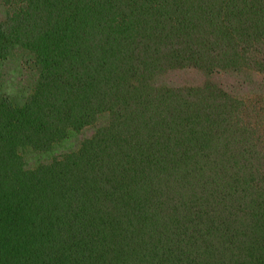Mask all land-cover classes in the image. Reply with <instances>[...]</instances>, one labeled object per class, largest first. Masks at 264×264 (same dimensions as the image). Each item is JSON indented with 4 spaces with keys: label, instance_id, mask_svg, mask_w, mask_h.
<instances>
[{
    "label": "trees",
    "instance_id": "trees-1",
    "mask_svg": "<svg viewBox=\"0 0 264 264\" xmlns=\"http://www.w3.org/2000/svg\"><path fill=\"white\" fill-rule=\"evenodd\" d=\"M260 77L264 0H0V264H264Z\"/></svg>",
    "mask_w": 264,
    "mask_h": 264
},
{
    "label": "rangeland",
    "instance_id": "rangeland-1",
    "mask_svg": "<svg viewBox=\"0 0 264 264\" xmlns=\"http://www.w3.org/2000/svg\"><path fill=\"white\" fill-rule=\"evenodd\" d=\"M175 80H177L178 83H180L181 85H191V84H199L201 83L200 81H202V76L193 72H184V73H180L175 75ZM219 81H221L222 84H226L227 86H232L234 79H232L231 77H225L220 79ZM218 81V82H219ZM256 83H260L262 82V84L264 85V77H260L258 79L255 80Z\"/></svg>",
    "mask_w": 264,
    "mask_h": 264
}]
</instances>
